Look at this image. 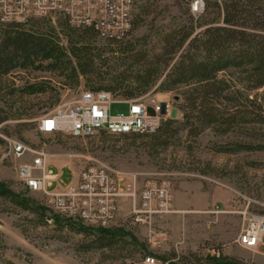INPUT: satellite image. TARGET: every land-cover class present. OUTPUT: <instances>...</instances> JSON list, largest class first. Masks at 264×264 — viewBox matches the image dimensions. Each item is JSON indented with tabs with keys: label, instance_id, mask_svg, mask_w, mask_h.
I'll return each mask as SVG.
<instances>
[{
	"label": "rangeland",
	"instance_id": "374dc122",
	"mask_svg": "<svg viewBox=\"0 0 264 264\" xmlns=\"http://www.w3.org/2000/svg\"><path fill=\"white\" fill-rule=\"evenodd\" d=\"M196 1L134 0L133 29L116 41L73 26L60 14L22 24L54 35L66 56L0 72V183L16 193L13 197L0 195V264H145L147 255L175 261L191 252L204 256L211 246L247 264H264V244L261 252L236 241L246 209L264 215V122L239 121L227 131H222L223 126H207L198 136H189L181 124L182 105L199 88V82L166 89L163 83L179 53L168 66L155 62L167 34L197 27L207 0H198L195 6ZM204 27L198 26L196 31ZM81 36L85 39L78 45H88V64L81 59L83 54L77 50V55L73 54L72 47ZM146 71L157 79L142 100L149 104L150 112L153 104H159L163 117L180 123V131L170 137L167 146L159 144L151 131L111 133L98 129L77 136L39 129L44 115L77 99L82 91L119 82L122 88L138 86V77ZM222 76L232 88L243 90L238 97L263 100V88L246 89V72L231 68ZM110 91L126 98L120 91ZM223 101L226 110L240 108V100ZM128 111L127 102L111 104L112 114ZM17 143L26 147L20 155L15 150ZM38 156L43 158V168L59 172L49 190L67 186L91 164L134 178L137 187L148 180L170 178L173 210L153 215L150 223H134V202L123 197L118 215L108 227L125 232L107 240L101 228L56 213L44 190L28 185L20 166L31 164ZM43 170L38 168L34 174L41 175Z\"/></svg>",
	"mask_w": 264,
	"mask_h": 264
},
{
	"label": "built area",
	"instance_id": "2783aa9c",
	"mask_svg": "<svg viewBox=\"0 0 264 264\" xmlns=\"http://www.w3.org/2000/svg\"><path fill=\"white\" fill-rule=\"evenodd\" d=\"M200 1L195 2V6ZM134 0H0V26L22 25L32 20L63 15L76 27L92 28L100 37L122 40L134 25ZM136 98H120L107 89L84 90L80 96L58 106L44 115L39 129L47 133L66 131L73 135H88L98 129L111 133L154 132L163 117L159 104H149ZM114 101L129 103L127 114H112ZM26 147L17 143L20 155ZM42 168L41 175L34 171ZM20 172L33 190H44L48 205L59 215L77 219L89 227H108L119 212L120 199L130 197L134 202V223H150L155 214L173 210L174 184L170 178L161 181L148 180L137 187L136 179L125 178L119 172L100 164L84 167L67 186H49L57 181L59 173L43 168L42 156L31 164L20 166ZM243 225L236 239L241 246L261 251L264 244V215L246 209ZM262 252V251H261ZM207 253L219 256V247L211 246ZM145 264H172L157 256L147 255Z\"/></svg>",
	"mask_w": 264,
	"mask_h": 264
},
{
	"label": "trees",
	"instance_id": "16d2710c",
	"mask_svg": "<svg viewBox=\"0 0 264 264\" xmlns=\"http://www.w3.org/2000/svg\"><path fill=\"white\" fill-rule=\"evenodd\" d=\"M204 12L197 25L205 26L203 29L180 28L167 34L163 52L155 60L157 64L168 66L174 55L179 53L178 61L170 68L163 83L166 89L192 81L199 82V88L188 95L187 102L182 105L181 124L192 137L198 136L207 126H223L222 131H227L239 121L264 122V95L263 100H259L258 96L238 97L243 90L232 88L222 76L227 70L235 68L247 73L249 85L246 89H264V0H207ZM86 29L94 31L92 28ZM84 39V36L79 37L72 49L75 55L76 50L83 54L81 59L88 64L91 62V57H87L88 45H78ZM65 56L66 49L50 33L17 24L0 26V72L33 64L39 59L58 61ZM156 79L157 76L152 77L151 72L146 71L145 75L138 77V86L122 88L118 81L113 87L98 89L109 88L120 91L126 98H136L148 92L149 85ZM223 100L242 102L239 101L240 108L231 112L225 109L227 106L222 107ZM179 131L180 123L166 118L154 131V138L159 144L167 146L170 137ZM0 195L13 197L16 193L1 182ZM100 230L107 240L124 231L123 228L113 227ZM158 258L169 260L172 264H247L243 259L223 252L219 256L210 253L202 256L191 252L178 256L175 261L168 256L159 255Z\"/></svg>",
	"mask_w": 264,
	"mask_h": 264
},
{
	"label": "crops",
	"instance_id": "0c3cea01",
	"mask_svg": "<svg viewBox=\"0 0 264 264\" xmlns=\"http://www.w3.org/2000/svg\"><path fill=\"white\" fill-rule=\"evenodd\" d=\"M59 173V172H58Z\"/></svg>",
	"mask_w": 264,
	"mask_h": 264
}]
</instances>
